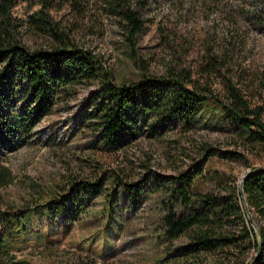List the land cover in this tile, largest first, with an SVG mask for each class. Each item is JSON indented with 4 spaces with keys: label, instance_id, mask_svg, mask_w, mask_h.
Returning a JSON list of instances; mask_svg holds the SVG:
<instances>
[{
    "label": "rangeland",
    "instance_id": "rangeland-1",
    "mask_svg": "<svg viewBox=\"0 0 264 264\" xmlns=\"http://www.w3.org/2000/svg\"><path fill=\"white\" fill-rule=\"evenodd\" d=\"M77 1L80 6H47L45 19L96 56L111 82L177 75L187 87L210 94L214 106L231 107L230 94L236 91L264 124V0H143L144 6H129L144 26L131 40L126 23L110 9L114 6L104 0ZM39 9L25 3L12 9L14 37L30 50L54 45L30 17ZM96 88V83L75 86L29 134H13L0 144V166L9 174L0 186V210L11 214L32 208L22 243L7 248L3 261L232 264L241 254L233 247L216 255L181 257L188 235L171 241L160 235V201L169 202L168 196L154 191L129 197L123 185L165 184L195 167L201 170L196 191L225 195L239 189L251 169L264 168V142L251 140L205 108L189 127L160 128L148 121L125 146L110 151L97 123L84 116L86 98ZM113 179L121 181L114 184ZM72 181L95 183L80 206H69L74 219L55 210L46 213V202L61 197ZM107 206L116 213L111 223L103 214ZM247 214L253 231L264 224V217ZM252 254L243 255L245 262Z\"/></svg>",
    "mask_w": 264,
    "mask_h": 264
},
{
    "label": "trees",
    "instance_id": "trees-1",
    "mask_svg": "<svg viewBox=\"0 0 264 264\" xmlns=\"http://www.w3.org/2000/svg\"><path fill=\"white\" fill-rule=\"evenodd\" d=\"M104 1L106 6H114L110 9L126 23L128 40L143 32V20L129 7L144 6L143 0ZM22 3L41 6L30 17L38 30L54 38V45L30 50L16 40L11 15L12 9ZM66 3L80 6L77 0H0V144L13 134H29L55 105L69 98L75 86L86 83H96L97 88L86 98L84 116L97 123L102 143L110 151L125 146L148 121L160 128L176 123L189 127L205 108L233 122L251 140L264 142L260 113L250 110L236 91L230 94L231 107L220 103L214 106L210 94L187 87L184 78L177 75L166 78L143 75L130 83L111 82L96 56L75 46L45 19L47 6ZM16 106L17 112L10 115L9 111ZM3 169L0 166V186L9 175ZM200 173L194 167L165 184L130 183L123 185V191L129 197L154 191L168 196L169 202L160 201L163 211L160 235L165 241L188 235V242L181 247V257L216 255L233 247L241 254L232 264H264V224L253 231L247 214L250 211L264 217V168L251 169L242 188L233 187L221 196L196 191L194 182ZM119 181L113 179L114 184ZM94 185L72 181L61 197L49 200L43 209L69 217V206H80L92 191L87 187ZM29 209L32 208L28 206L11 214L0 210V264H19L4 262L3 257L8 255L7 248L22 243L32 214ZM104 213H108L109 223L116 219L110 206ZM249 250L253 254L245 262L243 255Z\"/></svg>",
    "mask_w": 264,
    "mask_h": 264
},
{
    "label": "water",
    "instance_id": "water-1",
    "mask_svg": "<svg viewBox=\"0 0 264 264\" xmlns=\"http://www.w3.org/2000/svg\"><path fill=\"white\" fill-rule=\"evenodd\" d=\"M246 175H247V173L243 176V178H242L241 181H240V186H239L240 188H242L243 179L246 177ZM243 199H244V197H243ZM257 255H258V253L255 254L254 258H255Z\"/></svg>",
    "mask_w": 264,
    "mask_h": 264
}]
</instances>
